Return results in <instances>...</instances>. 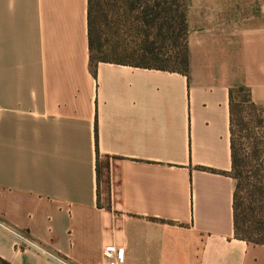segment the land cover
I'll return each instance as SVG.
<instances>
[{
  "label": "crops",
  "instance_id": "0c3cea01",
  "mask_svg": "<svg viewBox=\"0 0 264 264\" xmlns=\"http://www.w3.org/2000/svg\"><path fill=\"white\" fill-rule=\"evenodd\" d=\"M188 73L99 61L88 0H0V264H264L235 237L230 93L264 105V0H188Z\"/></svg>",
  "mask_w": 264,
  "mask_h": 264
},
{
  "label": "trees",
  "instance_id": "16d2710c",
  "mask_svg": "<svg viewBox=\"0 0 264 264\" xmlns=\"http://www.w3.org/2000/svg\"><path fill=\"white\" fill-rule=\"evenodd\" d=\"M187 11L188 0H88V42L92 66L99 61H111L101 58L107 46L126 52L132 47V53L149 60H160L166 49L169 55L166 62L180 66V69L167 64L154 66L113 62L187 74ZM239 88L244 90V87ZM245 101L253 109L257 108L249 93ZM242 114L243 110L238 114L231 92L230 175L236 179L233 194L234 234L248 243L264 245V141L256 134L255 120L245 122Z\"/></svg>",
  "mask_w": 264,
  "mask_h": 264
},
{
  "label": "rangeland",
  "instance_id": "374dc122",
  "mask_svg": "<svg viewBox=\"0 0 264 264\" xmlns=\"http://www.w3.org/2000/svg\"><path fill=\"white\" fill-rule=\"evenodd\" d=\"M107 35L110 36V32L108 29H106ZM113 43V42H112ZM132 47L129 49L131 51H122L120 48L114 47V46H107L105 48L104 53L102 54L101 58L111 60V61H125L130 63H140V64H149V65H168L171 68L180 69V66L173 65L168 62H166V58L169 56L166 49L163 51L162 55L160 56V60H149V59H143L141 56H137L139 54L132 53ZM170 53V52H169ZM234 101L236 104V109L238 111V114L241 113L243 110V117L245 122H251L252 119L255 120L253 124L256 125V134L258 138H260L262 141H264V105H256L257 108L253 109L249 103H247L245 100L248 97V91L246 88L244 90L240 89L239 87L234 89L233 92ZM260 120V123L258 121Z\"/></svg>",
  "mask_w": 264,
  "mask_h": 264
},
{
  "label": "built area",
  "instance_id": "2783aa9c",
  "mask_svg": "<svg viewBox=\"0 0 264 264\" xmlns=\"http://www.w3.org/2000/svg\"><path fill=\"white\" fill-rule=\"evenodd\" d=\"M14 236V245L17 248H32L38 251L39 253L44 254L48 257L52 264H74L70 259L67 257L60 255L58 253L52 252L47 250L42 245H40L35 240L28 237L24 232H19L16 230H10ZM104 253L107 256V262L104 264H119L116 249L113 246L105 247Z\"/></svg>",
  "mask_w": 264,
  "mask_h": 264
}]
</instances>
